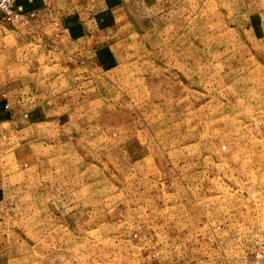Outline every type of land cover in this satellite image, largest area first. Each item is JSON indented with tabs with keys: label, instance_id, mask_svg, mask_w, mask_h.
Masks as SVG:
<instances>
[{
	"label": "rangeland",
	"instance_id": "rangeland-1",
	"mask_svg": "<svg viewBox=\"0 0 264 264\" xmlns=\"http://www.w3.org/2000/svg\"><path fill=\"white\" fill-rule=\"evenodd\" d=\"M128 5L65 135L5 172L0 264H264V0ZM61 58L0 24V70L74 75Z\"/></svg>",
	"mask_w": 264,
	"mask_h": 264
},
{
	"label": "crops",
	"instance_id": "crops-1",
	"mask_svg": "<svg viewBox=\"0 0 264 264\" xmlns=\"http://www.w3.org/2000/svg\"><path fill=\"white\" fill-rule=\"evenodd\" d=\"M130 2L133 0H17L19 19L8 25H29L37 30L61 55L58 66L74 75L0 70V184L9 178L7 170L15 172L31 161L38 162L48 144L54 146L51 144L65 135L67 90L79 70L85 69L77 63L105 50L112 25L120 23ZM67 60L75 66L66 65Z\"/></svg>",
	"mask_w": 264,
	"mask_h": 264
},
{
	"label": "built area",
	"instance_id": "built-area-1",
	"mask_svg": "<svg viewBox=\"0 0 264 264\" xmlns=\"http://www.w3.org/2000/svg\"><path fill=\"white\" fill-rule=\"evenodd\" d=\"M16 2L17 0H0V24H12L19 19L21 8L16 6ZM245 264L258 263L249 262Z\"/></svg>",
	"mask_w": 264,
	"mask_h": 264
}]
</instances>
